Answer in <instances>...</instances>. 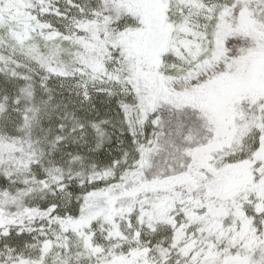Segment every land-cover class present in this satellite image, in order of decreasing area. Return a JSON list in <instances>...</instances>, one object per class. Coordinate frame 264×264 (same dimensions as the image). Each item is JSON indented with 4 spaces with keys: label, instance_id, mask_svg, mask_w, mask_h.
<instances>
[{
    "label": "snow or ice",
    "instance_id": "6c2138e0",
    "mask_svg": "<svg viewBox=\"0 0 264 264\" xmlns=\"http://www.w3.org/2000/svg\"><path fill=\"white\" fill-rule=\"evenodd\" d=\"M0 264H264V0H0Z\"/></svg>",
    "mask_w": 264,
    "mask_h": 264
}]
</instances>
